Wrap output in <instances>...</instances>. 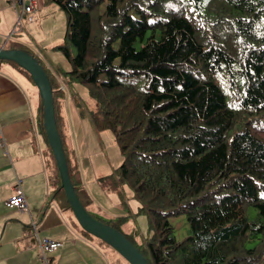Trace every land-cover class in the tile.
<instances>
[{
    "label": "trees",
    "instance_id": "1",
    "mask_svg": "<svg viewBox=\"0 0 264 264\" xmlns=\"http://www.w3.org/2000/svg\"><path fill=\"white\" fill-rule=\"evenodd\" d=\"M43 3L66 14L65 41L55 46L69 62L64 75L87 85L95 129L115 135L122 163L97 181L133 188L151 235L136 245L124 234L148 263L264 264V0ZM27 51L56 105L58 69ZM40 109L46 137L41 97ZM61 141L86 207L92 199ZM54 186L55 202L72 212L60 178ZM182 213L189 233L177 239L169 218Z\"/></svg>",
    "mask_w": 264,
    "mask_h": 264
},
{
    "label": "crops",
    "instance_id": "2",
    "mask_svg": "<svg viewBox=\"0 0 264 264\" xmlns=\"http://www.w3.org/2000/svg\"><path fill=\"white\" fill-rule=\"evenodd\" d=\"M37 8L36 21L27 24L26 31L23 28L12 34L17 19L15 7L9 0H0V47L11 48L9 42H17L20 48L31 49L42 60L43 52L40 54L39 49L36 50L30 33L41 32L39 26L46 22L52 6L37 0ZM3 64L7 65H0V264H41L38 241L44 238L62 244L50 253V264H119V261L115 263L112 249L85 234L72 212L53 199L55 159L40 125L38 89L18 66L9 62ZM46 65L55 69L52 63L46 62ZM58 73L59 70L54 75L57 77ZM62 97L63 93L56 102L57 119L61 118L59 122L62 123L60 133L81 180L80 167L86 154L78 134L80 129L83 135L87 131L80 120L68 122L64 119ZM94 175L99 174L94 170ZM82 185L88 193L83 181ZM18 186L26 197L25 209L7 203L17 193ZM91 203L92 200L87 202L86 207L96 213Z\"/></svg>",
    "mask_w": 264,
    "mask_h": 264
},
{
    "label": "rangeland",
    "instance_id": "3",
    "mask_svg": "<svg viewBox=\"0 0 264 264\" xmlns=\"http://www.w3.org/2000/svg\"><path fill=\"white\" fill-rule=\"evenodd\" d=\"M47 5L52 6V11H50L46 22L42 26H39L41 32H31L30 35L36 50L39 49L38 51L40 54L43 52L41 56L44 63H52L53 66L60 71L57 75V81L63 92L62 112L64 119L68 122H79L80 120L81 123L85 124V129L87 131L86 135H83L81 129L78 134V140L82 145V151L86 154L82 161V167H80L82 176L80 177L86 185L88 194L92 199L90 205L96 213L89 207L88 209L87 207L85 208L89 213L102 219L104 222H108L110 225L119 220V230L127 234L136 245H142L151 235V231L149 229L146 214L138 209L139 202L134 196V190L131 185L127 182H123L119 187L120 192H114L101 188L97 183L96 178L98 176L102 174L109 175L118 168L122 163L123 156L113 131L110 129L96 130L93 126L90 118V111L95 108V102L93 98L90 97L87 85L68 79L64 75V71L67 70L66 68L70 67L69 62L64 54L56 49L55 46L65 41L66 14L55 3H48L46 6ZM29 23L31 22L23 23L22 29L24 28V31H26L27 24ZM54 40L58 41L54 44H50ZM28 50L35 54L31 49ZM43 56L48 57V59ZM0 65L5 66L7 64L0 62ZM33 85L35 86L34 83ZM59 119L61 118L58 117V124L61 130L62 123L59 122ZM89 129L92 130V133L89 132ZM91 137L92 141L89 142ZM76 156L78 159L80 152H78ZM56 167L55 162V178L53 179V184L56 179H59ZM94 170L98 172V176L94 175ZM52 190L54 192L55 187ZM249 214L253 213L249 211ZM169 220L173 226V234L177 239H182L189 233V226L184 213L171 216ZM94 239L109 249H112L111 251H113L116 256L114 257L116 259L115 263L119 261V264H129L117 250L100 238L94 237Z\"/></svg>",
    "mask_w": 264,
    "mask_h": 264
},
{
    "label": "water",
    "instance_id": "4",
    "mask_svg": "<svg viewBox=\"0 0 264 264\" xmlns=\"http://www.w3.org/2000/svg\"><path fill=\"white\" fill-rule=\"evenodd\" d=\"M0 61L14 62L26 70L38 89L43 103V127L46 137L56 162L61 186L79 225L117 250L129 264H149L142 252L123 232L94 217L77 196L61 141L52 87L43 66L32 54L20 48L0 47Z\"/></svg>",
    "mask_w": 264,
    "mask_h": 264
},
{
    "label": "built area",
    "instance_id": "5",
    "mask_svg": "<svg viewBox=\"0 0 264 264\" xmlns=\"http://www.w3.org/2000/svg\"><path fill=\"white\" fill-rule=\"evenodd\" d=\"M18 3V6L16 5ZM13 4L17 6V22L16 28H22L24 22H32L36 18L37 0H13ZM19 183V181H18ZM9 205L25 209L27 206L26 197L18 186L17 193L13 194L8 200ZM61 246V242L50 239H44L39 243L40 263L50 264L48 253L57 250Z\"/></svg>",
    "mask_w": 264,
    "mask_h": 264
},
{
    "label": "clouds",
    "instance_id": "6",
    "mask_svg": "<svg viewBox=\"0 0 264 264\" xmlns=\"http://www.w3.org/2000/svg\"><path fill=\"white\" fill-rule=\"evenodd\" d=\"M98 219V218H97Z\"/></svg>",
    "mask_w": 264,
    "mask_h": 264
}]
</instances>
